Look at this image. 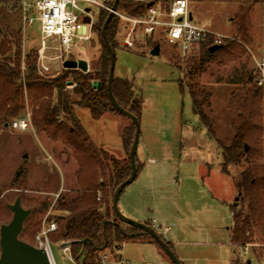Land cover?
Here are the masks:
<instances>
[{"label":"rangeland","instance_id":"obj_1","mask_svg":"<svg viewBox=\"0 0 264 264\" xmlns=\"http://www.w3.org/2000/svg\"><path fill=\"white\" fill-rule=\"evenodd\" d=\"M191 11L195 22L208 26L224 40L235 38L239 19L244 18L250 39L241 42L247 52L233 60L213 61L201 74L194 73L191 77L187 58L179 56L177 49L165 40L159 41L161 51L157 56L151 54L155 39L148 40L140 33L136 35V50L120 46L116 49L115 76L128 79L135 95L143 99L139 157L144 150L147 153L142 159H153L125 187L119 208L122 211L127 200L139 206L144 215L142 222L151 224L163 239L179 241L174 251L185 264H231L234 259H239L240 264H264V236L259 231L254 244L244 248L231 244L232 205L247 209L236 183L248 162L243 159L230 165L229 172L222 171L224 158L218 143V140L228 143L234 135L231 94L242 93L250 86L238 80L239 76L243 71L254 72V56L258 59L262 56L264 0H191ZM0 31L12 40L20 34L23 56L38 52V63L40 25L35 21L32 26H25L19 2L0 0ZM90 38L78 42L71 53H62L58 40H49L44 52L49 71L39 72L40 75H59L65 69V59H85L90 71L102 49L95 33ZM191 80L211 93L204 107L209 124L194 112L191 94L181 87V81L186 85ZM32 108L33 102L26 101L24 113ZM262 108L264 113V105ZM75 113L96 147L115 157L123 155V130L132 122L127 116L110 112L95 119L84 107H76ZM124 156H128L127 151ZM260 162L264 163V157ZM78 167L71 149L61 140L51 139L45 131L39 132L35 127L24 132L2 127L0 202L4 209L0 226L12 219L8 205L19 196L25 208L36 212L33 221L42 223L49 213L52 219L67 214L57 207L55 194L61 192L69 198L76 194ZM109 198L112 199L111 194ZM43 202L48 203L46 208ZM111 215L112 220L117 218L130 230L132 225L122 221L114 210ZM128 217L138 220L136 216ZM27 220L24 230L30 226ZM164 226L171 229L164 231ZM24 230L20 238L32 243L34 234L30 235L29 230L35 229ZM62 243L51 237L56 264L74 263L69 243L68 249ZM121 245V249L114 246L106 249L108 260L104 264H116L118 260L130 264H173L166 251L148 234L128 236Z\"/></svg>","mask_w":264,"mask_h":264},{"label":"trees","instance_id":"obj_2","mask_svg":"<svg viewBox=\"0 0 264 264\" xmlns=\"http://www.w3.org/2000/svg\"><path fill=\"white\" fill-rule=\"evenodd\" d=\"M121 7L128 12L138 13L145 5L122 4ZM109 14L108 11H100L95 21L94 33L102 49L101 55L88 72L65 68L59 75L44 77L40 75L37 66L38 52L23 56L21 35L16 34L12 40L0 31V129L7 127L6 124L10 127L14 119L22 117L26 113V101H31L33 126L39 132L45 131L53 140H61L71 149L79 166L76 194L69 198L60 192L56 201L57 207L67 214L55 219L48 217V220L57 223V229L51 234L52 240L69 243L74 260L71 264H104L101 255L106 249L113 246L121 249V243L126 237H144L147 234L135 226H130V231L117 218H111L113 209L109 196L111 194L113 197L117 185L131 173L129 153L135 136L134 123L131 122L123 130V146L128 156L120 159L92 143L75 113L76 107H84L89 109L93 118L101 119L106 113L118 112L107 88L111 59L102 34ZM239 20L234 39H226L218 49L211 52L214 39L211 36L201 43L197 53L186 59L191 77L194 73L201 74L213 61L233 60L247 52L241 41L250 39L249 27L244 18ZM121 24L120 19L113 16L107 26V37L115 52L120 46L118 36ZM255 77L256 74L250 70L243 71L239 76L238 80L250 86L245 87L242 93L236 91L231 94L229 106L234 135L228 143L218 140L224 158L222 171L229 172L230 165H236L243 159L248 162L236 183L238 194L243 196L247 209L232 205L231 242L241 247L256 243L257 231L264 236V163L260 162L264 157V85L259 86ZM180 84L191 94L194 112L209 124L204 107L211 93L201 89L193 80L186 85L182 81ZM112 87L120 105L141 119L143 99L135 95L133 84L126 78L114 75ZM136 161L139 172L141 164L137 156ZM99 194L101 197L98 199ZM42 204L45 208L48 206L47 202ZM2 207L0 202V216L4 209ZM35 213L27 220L30 222L29 228L26 226L24 230L35 229L29 230L30 235L34 234L32 244L42 224L33 221ZM163 240L174 249L171 242ZM153 241L161 246L155 239ZM232 264H240L239 259Z\"/></svg>","mask_w":264,"mask_h":264},{"label":"built area","instance_id":"obj_3","mask_svg":"<svg viewBox=\"0 0 264 264\" xmlns=\"http://www.w3.org/2000/svg\"><path fill=\"white\" fill-rule=\"evenodd\" d=\"M14 1L21 5L25 26H32L35 21L39 22L41 47L37 66L42 74L49 71V66L44 62V52L48 41L58 40L61 52L71 53L78 42L91 39L100 11H108L120 19L122 24L118 41L120 47L125 49H137L136 35L139 33L148 40L155 39V45L160 44V40L171 43L183 58L194 54L201 43L211 36L214 38L212 45H220L225 42L220 34L193 20L191 0H118L116 8L114 7L116 0ZM150 2L153 4L149 6ZM122 4H144L145 8L139 10L138 13H131L121 7ZM88 19L89 22H87ZM262 44V56L259 59L254 56L256 63L254 74H256L255 80L259 86L264 85V31ZM32 117L31 111H27L22 117L14 119L10 127L23 132L34 130ZM59 196L60 192L55 194V201ZM100 197L101 194L98 199ZM49 214L43 219L33 244L45 249L51 262L56 264L51 249V234L57 229V223L54 220H48ZM153 222L157 224L155 219ZM163 229L168 231L171 226H164ZM66 244L68 245V242ZM67 245L64 246L65 249H68ZM107 260L108 254H102V263H106ZM116 264L130 263L126 260H118Z\"/></svg>","mask_w":264,"mask_h":264},{"label":"water","instance_id":"obj_4","mask_svg":"<svg viewBox=\"0 0 264 264\" xmlns=\"http://www.w3.org/2000/svg\"><path fill=\"white\" fill-rule=\"evenodd\" d=\"M118 4V0L115 2V8ZM153 2H150L148 5H152ZM113 17V13H110L108 19H106V23H104L102 28V34L105 38V44L107 46L109 55H110V70L108 76V92L113 103L115 109L121 114L127 116L135 125V133L133 143L129 153V159L131 164V173L130 176L117 185L116 190L114 191L112 197V209L118 215V217L137 228L142 229L144 232H147L153 239L158 241L161 246L166 251L167 255L173 261L174 264H182V261L176 255L174 249H172L161 237L160 233L156 231V229L142 221L134 220L126 216L119 208V199L124 191L125 187L132 183L137 175H138V167L136 156L138 153V146L140 143V135H141V120L135 116L133 113L125 109L114 96L113 93V80L115 75V64H116V56L113 47L110 44V41L107 37V26L110 20ZM90 20L88 19L87 22ZM85 31V28H83ZM219 44L212 45L210 47V51L213 52L218 49ZM161 47L160 44H156L151 49V54L157 56L160 54ZM63 67L67 69H80L84 72L89 71V63L85 59H65L63 61ZM8 127V124H6ZM246 149H248V145H246ZM9 209L12 211V219L8 223H3L0 227V264H53L46 252L45 249L39 248L30 242L24 241L20 238V234L24 230L25 222L29 215L32 213L30 208H25L22 204L21 196L17 197L12 204L8 205ZM67 242H63L62 246H65Z\"/></svg>","mask_w":264,"mask_h":264},{"label":"crops","instance_id":"obj_5","mask_svg":"<svg viewBox=\"0 0 264 264\" xmlns=\"http://www.w3.org/2000/svg\"><path fill=\"white\" fill-rule=\"evenodd\" d=\"M154 47V46H153ZM126 127V126H125ZM122 142H123V140H122ZM139 149V148H138ZM123 151L125 152V149H124V146H123ZM124 152H123V155H121L119 158L120 159H123V158H126V156H124ZM139 150H138V153H137V158H138V160H139V163L141 164V169L139 170V172H138V175H137V177H136V179L138 178V176H139V174H140V172L141 171H143L144 169H146L145 167L147 166V164L150 162V161H152L153 159H148L147 161H144L142 158H144L145 156H146V153L147 152H144V150H143V153H142V157H139ZM144 156V157H143ZM117 157V158H118ZM236 199H238V197L236 198ZM122 211L125 213V215L126 216H136L135 218H137L138 220H142L143 219V217H144V215H143V211L140 209V207L139 206H134V205H132V204H130L129 203V200H127L126 201V204H125V207H123L122 208ZM153 221V220H152ZM232 227V226H231ZM230 232H231V228H230ZM230 238H231V233H230ZM167 241H169V242H171V244L173 245V248H176V245H177V242H179L177 239H166ZM231 244H233L232 242H231ZM235 246V245H234ZM245 247V246H244ZM243 247V248H244ZM248 247H246V249H247ZM234 260H236V259H234ZM233 260V261H234ZM184 264H185V262H184V260H181ZM232 261V262H233ZM232 262H231V264H232Z\"/></svg>","mask_w":264,"mask_h":264}]
</instances>
